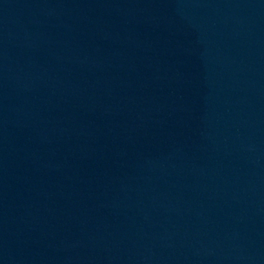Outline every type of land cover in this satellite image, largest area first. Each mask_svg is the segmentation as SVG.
I'll return each instance as SVG.
<instances>
[{"label":"water","instance_id":"obj_1","mask_svg":"<svg viewBox=\"0 0 264 264\" xmlns=\"http://www.w3.org/2000/svg\"><path fill=\"white\" fill-rule=\"evenodd\" d=\"M0 264H264V0H0Z\"/></svg>","mask_w":264,"mask_h":264}]
</instances>
